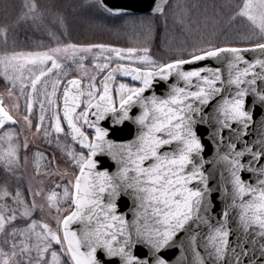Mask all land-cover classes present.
I'll return each instance as SVG.
<instances>
[{
    "label": "snow or ice",
    "instance_id": "1",
    "mask_svg": "<svg viewBox=\"0 0 264 264\" xmlns=\"http://www.w3.org/2000/svg\"><path fill=\"white\" fill-rule=\"evenodd\" d=\"M99 4L112 15L128 14L108 7L104 0ZM166 5L167 0H160L152 13L164 15ZM26 7L34 13L37 5ZM237 17L246 18L259 42L248 38L244 45L207 43L193 47L187 58L156 59L147 47L108 43H67L0 56L5 78L13 88L19 81L20 94L26 98L28 115L23 120L32 127L30 115L39 99L37 134L43 131L48 138L50 129L54 131L58 147L78 169L71 174L65 169L62 179L70 178L57 185L63 192L47 195L49 209L59 214L55 229L32 218L38 207L35 197L42 189L33 192L29 187V203L19 188L12 195L6 185L0 187V200L11 196L14 205L0 204V233L18 218L30 221L11 228V251L0 247V264H264V0H242L229 19ZM7 30L0 27L5 42ZM79 53L92 54L91 75L83 63L86 57ZM61 58L79 60L81 71L64 83L58 96ZM205 60L220 66L185 68ZM29 65L38 66V71L28 69L26 91L23 70ZM54 70L56 78L48 91ZM118 75L131 80L117 82ZM161 82L165 90L157 94ZM11 107L19 110L18 103ZM109 116L111 127L101 126ZM129 120L137 126L131 140L109 138ZM6 122L15 123L16 117L0 98V126ZM60 134L79 144L80 151L60 144ZM14 138L18 139L11 129L0 136V142H7V147L0 143V161L7 171L20 163L21 144L13 143ZM22 147L27 152V139ZM104 152L115 161L114 172L98 169L94 157ZM34 156L39 173L44 153L36 151ZM55 159L53 155L51 162ZM125 196L134 205L131 221L119 211ZM39 207L43 210V205ZM74 222H79V229L70 227ZM177 246L174 260L162 254ZM98 249L106 259L98 258Z\"/></svg>",
    "mask_w": 264,
    "mask_h": 264
},
{
    "label": "rangeland",
    "instance_id": "2",
    "mask_svg": "<svg viewBox=\"0 0 264 264\" xmlns=\"http://www.w3.org/2000/svg\"><path fill=\"white\" fill-rule=\"evenodd\" d=\"M76 1H78L76 8L77 10H75L76 16L72 17L71 20L69 19V24L75 25V27L78 29H86L87 32L82 33L83 36L82 34L74 33L71 38L72 40H63L61 38L59 40L58 38L60 35L51 32L49 39L46 40L49 42L44 45L42 44L39 47L40 49L8 50L3 51L0 56L12 51H44L54 48L57 45L67 43L80 44L74 42L73 40L78 38L91 39L95 37H103L115 40L117 43L115 45L119 47H147L149 49V54L154 58L167 59L168 57H175L183 54L187 55L188 50L191 51L193 47H203L205 44L210 42L246 36L242 34L234 35L221 32V30L226 25L224 24L227 15L226 13L230 11L229 9L231 5H233V0H171L164 11V15L153 17L147 14H134L117 17L101 10L97 5L96 0ZM33 2V0H25V7L26 5L30 7ZM238 3L241 4L242 0H240ZM46 11H48V9H46ZM25 17L37 19L40 17V13L37 8L34 13H28V7H26ZM243 19L246 20V18ZM52 20L53 15L50 12V14H48L46 17V21L32 20L33 22H30L28 26L31 28L37 27L38 30H42L43 28L48 30L52 24ZM247 23L249 22L247 21ZM65 28L66 25H64V29ZM249 33L250 34L248 36H251L252 32ZM2 37H4V35L0 33V38L2 39ZM37 42L41 43L43 41ZM164 44L167 48L173 50H185L187 52H179L177 50L173 52L170 49L163 47ZM78 55H84L86 57L83 63L86 65V70L89 72V75H91L94 72L92 67V54L79 53ZM61 62L64 67L61 70L62 83L59 86L58 93L60 92L63 83L67 79L71 78L72 76H80L81 71L78 68V64L80 63L79 60L73 62L71 59L61 58ZM29 68H31L33 71H38V66L32 65L27 66L23 70L26 91L30 90V80L28 79L30 76L28 71ZM5 71L6 69L4 66L0 65V98H2L4 106L9 108L12 114L16 117L17 123L15 127L4 126L0 128V136H2L5 131L11 129L16 134V137H18V139L14 138L13 143H20L21 148L19 153L20 163L13 166L12 171H7L5 169L4 163L0 161V169H2L6 176L12 175L14 178L16 177V181L21 179L22 182L25 184L27 183L28 187H25L27 188V195H25L23 192L22 194L29 203H31L32 200V197L29 195L28 191L29 187H31L33 192L42 189L41 194L35 197L38 207L33 213L32 218L36 220H43L55 229L57 227L55 217L59 214L56 212L55 208L49 209L47 195L53 190L57 193L63 192V187H58L57 185H63L67 183V180L70 178V175H64L62 179V174H64L65 169H67L68 174L78 171V169L73 167L66 152L61 151V148L58 147L57 134L54 131L50 129L51 136L48 138L44 136L43 131L37 134L35 124L38 122L39 116L41 115L39 99H37L34 111L30 115V119L33 122L32 127L29 128L28 124L23 120V116L28 115L26 111V98L20 94V82L17 81L15 87L13 88L12 83L5 78ZM7 71L10 75H16V73H12L11 70ZM63 71H67L69 75L67 77H63ZM55 78L56 70H54V72L48 77V91H51V80ZM81 79L86 81L87 77H81ZM120 80L121 79H118L117 82ZM124 82L130 81L124 80ZM97 83H99V81H97ZM40 88L43 89L42 82L40 84ZM9 89H12L13 92L11 96L8 95ZM15 103L19 104V110L11 107ZM50 115V111L46 113V119L44 121L45 126H49V120L47 117ZM62 126L64 127L63 121ZM25 139H27L29 144L27 152H25L24 148L22 147ZM49 139H51V143L48 142ZM0 143L3 144V147H7L6 141H2ZM59 143L64 145H73L69 137L64 134L59 135ZM73 146L75 147L76 151H80V149L75 145ZM36 151L44 153V157L40 161L41 168L39 173H37L34 163V153ZM53 155L56 157V159L54 162H51ZM25 156L28 157L26 162L24 160ZM2 186L5 185L0 184V187ZM15 192L16 191L14 190L13 193H10L14 195ZM3 203H7L9 207L14 206L11 196L0 200V204ZM39 205H43V210L40 209ZM60 206L65 208L67 207V204L61 203ZM28 222L30 221L25 218H18L16 221L11 222L6 227V230L3 233H0V247L10 252L12 238L8 235V233L11 231L12 227H23ZM16 239L18 240L21 238L17 236ZM54 247L59 249L58 245H54ZM32 255L35 257L36 254L34 251ZM62 259H67V257H62Z\"/></svg>",
    "mask_w": 264,
    "mask_h": 264
},
{
    "label": "trees",
    "instance_id": "3",
    "mask_svg": "<svg viewBox=\"0 0 264 264\" xmlns=\"http://www.w3.org/2000/svg\"><path fill=\"white\" fill-rule=\"evenodd\" d=\"M37 5V9L40 13V17L37 19H32L30 17H25V0H0V27L7 26V34H6V42L5 35L0 38V54L3 51L8 50H36L40 49L39 47L43 44L48 43L46 41L49 39V36L52 33H57L60 35L58 38L60 40H70L74 33L82 34L83 32H87L86 29L81 28L78 29L75 25L69 24L72 17L76 16L77 10V2L72 0H33ZM240 0H233V5L230 7V11L226 13L225 19V27L221 30V32L225 34H242L246 36H242L241 38H227L221 41L210 42L216 45L223 44H238L244 45L248 42V38H251L253 42H259L255 36H248L252 32L251 25L247 23L245 19L242 17H237L234 20H230L229 18L232 16V13L237 10L238 2ZM48 9V11H46ZM50 12L53 15V20L51 21V25L48 30L43 28L42 30H38L36 28H31L28 26L30 22L37 21H46V17ZM123 15H121L122 17ZM125 16V15H124ZM120 17V16H117ZM70 19V20H69ZM62 21V22H61ZM66 28L64 29V25ZM28 26V27H27ZM75 27V28H74ZM83 36V34H82ZM80 36V37H82ZM45 40V41H44ZM72 40V39H71ZM74 42L80 44H97V43H108V44H117L115 40L103 38V37H95V38H78L73 39ZM37 41H43L38 43ZM166 45L164 44L163 47ZM162 47V44H161ZM167 48V47H165ZM170 49V48H167ZM175 52V50L179 52H187L185 50L178 49H170ZM188 50V49H187ZM176 51V52H177ZM189 52V50H188ZM185 55V54H183ZM187 58V55L184 56ZM0 184L6 185L10 192L16 191L18 188L21 192L27 195V183L22 182L21 179L16 181V177L14 178L12 175L4 174L2 169H0ZM70 264V263H69Z\"/></svg>",
    "mask_w": 264,
    "mask_h": 264
},
{
    "label": "water",
    "instance_id": "4",
    "mask_svg": "<svg viewBox=\"0 0 264 264\" xmlns=\"http://www.w3.org/2000/svg\"><path fill=\"white\" fill-rule=\"evenodd\" d=\"M96 1H97L98 6L100 7L99 0H96ZM158 2H160V0H104V3L108 7L120 8V9L124 10L126 13H128L126 15L147 14V15H150L152 17L156 16V15H158V16L161 15L158 12L157 13H152V8ZM169 2H170V0H167V5H166L165 9L167 8ZM100 9L105 11L102 7H100ZM105 12L108 13L107 11H105ZM108 14H110V13H108ZM110 15H112V14H110ZM113 16H119V15H113ZM245 55L249 59H251L252 56H253L252 53H246ZM204 64H209V65H211L213 67L220 66L215 60H205V61H198V62H195L193 64L185 65V68L199 67V66L204 65ZM225 75H226V72H225ZM117 79H123V80H127V81L131 80L130 77L124 78V77H121L119 75L117 76ZM174 79L175 78L173 77V80ZM67 80L64 83H66ZM64 83H63V85H62V87L60 89V92L58 93V96H62ZM164 90H165V86L163 85L162 82L155 89L157 94H162L164 92ZM248 99H249V102H250L251 101V96H249ZM59 103L61 105V115H62V100L59 101ZM138 111H139V108L137 106L133 110L132 114L135 115V114L138 113ZM257 116H258V118L260 117V109L259 108H257ZM93 119H94V117H93ZM16 123L17 122H15V123L6 122V124H8V125H15ZM100 123H101V126L111 127V118H110V116L106 118V121H101ZM63 124H64V127H65L66 131H67L66 122H63ZM118 128H119L118 131L110 133V135H109L110 139L119 140V141L131 140L136 135L137 126L131 120L125 121L122 125L118 126ZM84 129L86 130V132H89L90 134L93 131V130L88 129L86 125L84 126ZM200 130L201 131L204 130L203 126H200ZM69 139L71 140L70 137H69ZM71 142H72V140H71ZM75 146L80 148L79 144H75ZM94 159H97V161H98V165H97L98 169H100V170L107 169L110 172H114L116 170V163L107 154V152L97 153V156L94 157ZM133 207H134V205H133L132 199L130 197H128V196H125L123 201L121 202V205L119 207V211L122 214L125 215L127 220L131 221L133 219V212H132V208ZM70 227L79 229L80 224H79V222H74L72 225H70ZM255 247L257 249V256H258L259 245L257 244ZM162 254L166 258L174 260L176 258V256L179 254V248L177 246V247L165 249V250L162 251ZM98 258L106 259V257H104L102 249H98ZM113 264H115V262H113Z\"/></svg>",
    "mask_w": 264,
    "mask_h": 264
},
{
    "label": "flooded vegetation",
    "instance_id": "5",
    "mask_svg": "<svg viewBox=\"0 0 264 264\" xmlns=\"http://www.w3.org/2000/svg\"><path fill=\"white\" fill-rule=\"evenodd\" d=\"M4 126H9L8 124H5ZM4 126H1L0 128L4 127Z\"/></svg>",
    "mask_w": 264,
    "mask_h": 264
}]
</instances>
